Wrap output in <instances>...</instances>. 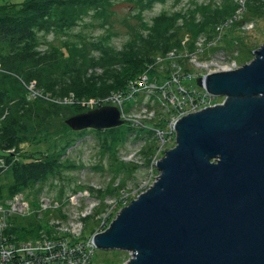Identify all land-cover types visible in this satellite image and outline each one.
<instances>
[{"label": "water", "instance_id": "obj_1", "mask_svg": "<svg viewBox=\"0 0 264 264\" xmlns=\"http://www.w3.org/2000/svg\"><path fill=\"white\" fill-rule=\"evenodd\" d=\"M251 52L248 63L197 79L223 101L176 121L159 175L92 236L96 247L128 251L122 264H264V39ZM122 118L106 104L66 123L103 130Z\"/></svg>", "mask_w": 264, "mask_h": 264}, {"label": "trees", "instance_id": "obj_2", "mask_svg": "<svg viewBox=\"0 0 264 264\" xmlns=\"http://www.w3.org/2000/svg\"><path fill=\"white\" fill-rule=\"evenodd\" d=\"M115 1L120 0H23L0 3V157L6 163L0 166V192L3 196L28 189L37 198L42 190L39 186L51 177H63V170L75 167L76 161L63 157L70 148L83 143L88 130L72 129L66 123L67 117L100 106V98L124 88L130 78L141 74L154 62L156 55L181 45L178 38L180 27L162 25L165 22L173 23L168 22V14L161 11L154 16L155 27H150L148 20L139 14L138 17L142 19L139 30L120 50L110 45V40L117 33L114 24H97L100 28L107 27L109 33L99 39L101 33L94 35L92 38L99 40V43L90 47L86 38L80 39L84 31L78 28L89 27L93 21L82 19L83 15L89 10L90 19L93 20L96 14L106 12ZM129 1L136 5L139 12L156 2ZM200 8L198 6L197 9ZM197 9L189 10V14H184L185 18L194 22ZM227 9L228 4L224 6L225 12ZM221 12L219 10L218 13ZM202 14L201 20L207 17L206 13ZM209 21L193 24L198 28ZM146 29L148 32L141 31ZM193 30L196 33V29ZM190 49H195L193 44ZM97 68H101L102 72L98 73ZM149 74L152 77L156 74L159 78L158 69L149 70ZM30 84H34L39 91L34 98H29L27 86ZM63 96L72 97L73 103L64 106L67 104L63 103L65 99L57 100ZM91 98L98 101L83 104ZM129 125L90 129L100 140L99 152L105 149L109 153H116L118 138H122L120 135L124 131L132 129ZM124 126L129 129L123 130ZM23 143L47 144L48 148L33 154L28 150L20 153ZM12 148H15L16 157L8 153ZM9 177H12L11 181H8ZM61 191H64L63 188ZM42 229L51 232L48 223L34 213L17 217L15 225L8 231L27 239L40 236Z\"/></svg>", "mask_w": 264, "mask_h": 264}, {"label": "rangeland", "instance_id": "obj_3", "mask_svg": "<svg viewBox=\"0 0 264 264\" xmlns=\"http://www.w3.org/2000/svg\"><path fill=\"white\" fill-rule=\"evenodd\" d=\"M8 1L23 0H0V3ZM227 4L228 9L225 12L224 6ZM198 6L201 8L197 9ZM195 8L197 19L191 22L184 14H189V10ZM138 10L129 0L115 1L108 6L106 12L96 14L93 20L90 19L91 13L88 10L82 19L93 22L89 27L78 28L84 31L83 38L80 39L86 38L90 47L94 43L98 44L99 40L94 41L92 37L101 33L99 39L102 35H107L109 29L100 28L97 24L102 23V26H106L113 23L117 33L110 40V45L120 50L139 30L142 24L139 14L148 20L150 27H155L154 16L165 11L168 14L166 20L173 24L165 22L162 25L180 27L178 38L181 45L171 50L176 49L177 58L185 70V77L181 83L191 86L196 84L195 77L204 74L205 71L209 74L223 70L226 64L239 67L248 63L256 55L251 50L258 48L264 39V0H156L152 6H147L140 12ZM219 10H222L221 14L218 13ZM202 12L206 13L207 17L201 20ZM207 20H210L208 24L200 25L198 28L193 24H203ZM141 31L148 32L147 29ZM48 39L50 40L51 36ZM191 44L195 47L193 51L190 49ZM159 55L164 57V62L163 69H158V89L151 96V91L148 94L140 93L135 102L131 101V105L135 103L134 117L125 124H130L132 129L123 127V130L126 128L129 130L120 135L121 139L118 138L116 153H109L105 149L99 152L100 140L97 134L85 129L89 132L87 131L83 143L70 148L63 157L76 161L75 167L63 170V177H51L39 186L42 190L37 198L28 189L21 191L29 199L34 198L35 214L38 213V217L49 224L52 234L56 237L84 242L96 232L105 230L118 212L146 190L159 175L156 161L176 144L175 134L171 141L161 146L154 129L160 126L167 129V122L174 115V111L167 105V94H164L162 88L167 78L174 72L173 65L176 59L170 58V53L168 56L167 52ZM212 61L220 64L209 66ZM96 70L98 73L102 72L100 68ZM173 81L174 83H170L167 89L171 94H178L179 83L175 79ZM27 87L29 98H34L33 92L37 90L34 84ZM66 98L68 96L58 97L57 100ZM223 99L224 95H221L216 101L221 103ZM95 101L98 100L91 98L89 102L83 104ZM63 103H67L64 106L72 104V98L64 100ZM127 105L128 103L125 104ZM128 112L131 114L129 108ZM47 148V144L23 143L20 145V153L28 150L33 154L37 150L46 151ZM158 148L161 149L157 151ZM11 180L12 177H9L8 181ZM76 183L78 185L73 188ZM61 188L64 191H61ZM129 258L128 251L96 247L92 262L122 264Z\"/></svg>", "mask_w": 264, "mask_h": 264}, {"label": "built area", "instance_id": "obj_4", "mask_svg": "<svg viewBox=\"0 0 264 264\" xmlns=\"http://www.w3.org/2000/svg\"><path fill=\"white\" fill-rule=\"evenodd\" d=\"M167 55L170 58H175L176 63L173 65L174 72L167 78L162 90L164 94H167L166 102L170 107L169 109L174 111V115L167 122V129L161 126L154 128L161 146L174 138L176 134L175 123L180 117L218 103L216 101L217 95L208 92L204 86L197 83L199 77L208 74L206 71L204 74H198L195 77L197 85L191 86L184 82L181 83L182 78L185 77V70H183V65L177 58L176 49L168 51ZM163 62L164 57L159 54L156 55L154 62L149 64L136 78H130L124 88L112 91L107 96L100 98L98 102L101 105L113 104L119 107L122 117L127 121L131 120L135 113V103L131 105V101L135 102L140 93L148 94L151 91V96L158 89L159 78H157L156 74L152 77L149 74V70L163 69ZM214 64L220 63L212 61L209 66ZM199 65L202 66L203 64ZM225 66L226 68H223V70L236 68V66H228L227 64ZM174 79L179 83L178 94H171L167 89L170 83H174ZM38 94V90L33 92L34 97ZM66 99L69 100V98ZM126 103H128L127 106H125ZM128 108L131 114L128 112ZM160 149L158 148V150ZM9 152L15 157L17 156L15 148L9 149ZM4 164H6L5 159L0 157V166H4ZM33 201L34 198L32 200L29 199L21 191L12 196H3L0 192V264H93L92 260L94 259L96 245L92 237L84 242H76V240L72 241L63 237H56L52 232L42 229L40 236L23 239L17 237L16 233L8 231L15 225L17 217L21 218L36 213L33 208Z\"/></svg>", "mask_w": 264, "mask_h": 264}, {"label": "clouds", "instance_id": "obj_5", "mask_svg": "<svg viewBox=\"0 0 264 264\" xmlns=\"http://www.w3.org/2000/svg\"><path fill=\"white\" fill-rule=\"evenodd\" d=\"M104 105H106V104H104ZM111 105H113V104H111ZM102 106V105H101ZM98 107V106H97ZM95 108V107H94ZM89 110V109H88ZM123 119V118H122ZM126 123H127V121H126Z\"/></svg>", "mask_w": 264, "mask_h": 264}, {"label": "bare ground", "instance_id": "obj_6", "mask_svg": "<svg viewBox=\"0 0 264 264\" xmlns=\"http://www.w3.org/2000/svg\"><path fill=\"white\" fill-rule=\"evenodd\" d=\"M152 162H153V160H152Z\"/></svg>", "mask_w": 264, "mask_h": 264}]
</instances>
